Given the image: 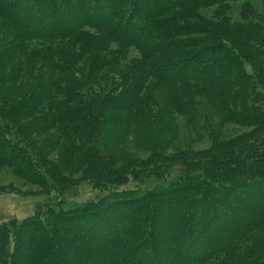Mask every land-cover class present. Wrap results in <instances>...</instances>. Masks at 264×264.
Wrapping results in <instances>:
<instances>
[{
  "label": "trees",
  "instance_id": "obj_1",
  "mask_svg": "<svg viewBox=\"0 0 264 264\" xmlns=\"http://www.w3.org/2000/svg\"><path fill=\"white\" fill-rule=\"evenodd\" d=\"M235 1L0 0V166L68 185L34 138L47 133L68 161L100 163V189L136 169H182L134 196L110 185L96 203L1 221L0 264H66L73 239L71 264H264V9L244 0L235 20ZM199 96L251 128L167 153L176 114L202 117ZM132 132L150 155L121 151ZM64 224L77 233L54 250Z\"/></svg>",
  "mask_w": 264,
  "mask_h": 264
},
{
  "label": "rangeland",
  "instance_id": "obj_2",
  "mask_svg": "<svg viewBox=\"0 0 264 264\" xmlns=\"http://www.w3.org/2000/svg\"><path fill=\"white\" fill-rule=\"evenodd\" d=\"M243 1L244 0H239L232 3V13L235 20L241 19L239 13ZM253 2L258 9H264L261 0H253ZM212 10L213 7L206 9L205 12H210ZM118 15L119 14H117V16ZM246 67L250 72L253 71V64L251 61H246ZM143 93H145V91ZM199 98H202L201 100L203 101L204 106L200 108V111L203 113L202 117H197V121H195V118L190 115L176 114V117L174 118L176 128L172 130L170 136L164 137L169 141H173V144L169 149H166L167 153L182 151L181 149L186 146L192 149L210 147L213 141H215V133L217 130L224 132L223 137L228 138L251 128V126L246 127L233 121L224 123L221 112L209 104L211 102L209 98L207 96H199ZM208 115L212 119L211 121H209ZM206 118L209 121V126L203 127L205 125L203 121L205 122ZM58 129L59 128L54 127L50 131H53L60 136L61 134ZM46 135L47 133H44L38 137V135L34 134V138L38 141L37 144L42 150L41 152L44 154V159L49 158L57 167L55 175L58 176V180H60V178L64 179V177H68L70 180L69 184L65 186L59 185L57 187L52 186L51 189L46 190L40 184L33 182V180L35 181V175L31 176L33 179L29 181V179L18 174L14 168L0 166V222L12 221L13 219L21 220L27 216L41 213L42 210L47 209L48 205H54L57 209H70L80 207L88 202L96 203L101 198L107 196L110 185L119 190H127L130 195L134 196L136 192H133L137 191V189L168 185L177 181L178 178L175 175L182 170L177 167L169 170L163 168L153 169L152 171L136 169L135 171L128 173L122 181L115 183L110 182L106 189H100L96 180H94L95 171H101L100 163L95 164L91 161L87 162V158L85 159L86 161L83 162L79 158L75 160L72 158L70 160L71 162L68 161L69 159L65 158L66 156L63 155V151H61L59 147L50 149L49 144L46 143ZM143 137V133L132 132L119 138L120 141H123L121 147H124V150L121 151L125 152L128 157H147L151 154V151L142 148L143 144L141 141ZM62 141H65L64 136ZM93 157L94 155H91V158ZM119 165L120 163H117L116 166ZM58 167L61 168V170ZM48 168L49 165L44 167L46 170H48ZM22 170L30 176V173L26 172L23 167ZM62 170L67 172L66 175L62 176ZM58 180L57 182H59ZM188 200L189 198H186V201ZM145 207H147V205ZM181 208L182 205L180 204L175 209V211H177L176 217L180 215L182 211ZM155 212L157 215H160V220L167 216L162 209V205L158 208L156 207ZM73 228L74 227L69 224L62 225L60 232L57 233L61 238L59 243L53 244V246H56L54 250L57 249V246L62 245L63 238L71 233V231L74 232L73 235H76L77 231ZM36 236L37 234H34L32 235V238ZM72 242L73 243L71 244H73V247H69L68 253L61 254L62 260L66 264H71V262L74 261L77 254L75 250L80 244L79 242L76 243L75 239H73ZM86 242L89 244L88 247L96 248L98 246L93 239L88 238ZM169 245L173 244L169 243L168 246ZM160 248H167V246L160 244Z\"/></svg>",
  "mask_w": 264,
  "mask_h": 264
}]
</instances>
